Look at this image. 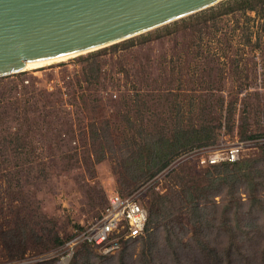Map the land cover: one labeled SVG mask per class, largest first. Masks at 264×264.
<instances>
[{
	"label": "rangeland",
	"instance_id": "rangeland-1",
	"mask_svg": "<svg viewBox=\"0 0 264 264\" xmlns=\"http://www.w3.org/2000/svg\"><path fill=\"white\" fill-rule=\"evenodd\" d=\"M251 16L254 21L247 22L230 15L217 34L213 28L193 33L179 21L131 38L132 47L110 45L0 78V197L7 173L13 183L20 181L23 196H35L64 240L14 259L0 246V264H74L84 246L70 252L67 245L81 228L100 220L112 195L140 194L144 202L153 193L169 196L173 189L180 191L177 175H201L209 167V156L232 145H242L241 160L258 157L264 139L241 140L237 134L243 121L250 133L264 132V18ZM243 32L255 33L251 46H246ZM94 61L98 66L92 69ZM222 96L235 102L233 132L223 129L215 144L179 156L137 189L120 185L123 164L141 140L142 129L199 126L205 121L218 125ZM92 124L99 130L97 138ZM41 168L47 178L36 176ZM178 233L197 247L198 240ZM156 235L130 242L112 255L91 248L92 263L112 259L118 264L124 250L128 264H146L143 259L147 264H176L164 236ZM180 257L184 262L199 256L184 249Z\"/></svg>",
	"mask_w": 264,
	"mask_h": 264
},
{
	"label": "trees",
	"instance_id": "trees-1",
	"mask_svg": "<svg viewBox=\"0 0 264 264\" xmlns=\"http://www.w3.org/2000/svg\"><path fill=\"white\" fill-rule=\"evenodd\" d=\"M232 14L236 16L234 18L243 17L247 22L254 21L251 14L262 20L264 0L222 1L180 22L189 25L193 33L202 34L204 28H213L217 34L220 23ZM172 24L177 26L179 21ZM232 31L235 37L237 31ZM242 36L247 40L246 46H251L255 33L243 32ZM126 42L111 48L132 47L135 43L134 39ZM106 50L92 53L89 58L98 57ZM97 66V61H94L91 68ZM219 105L223 118L218 125L205 121L199 126L177 124L173 129H168L167 125L151 131L142 129L141 140L136 142V148L123 164L125 179L120 185L137 189L167 169L179 156L215 144L223 129L233 132L235 102H227L222 96ZM237 129L241 140L264 139V132L250 133L248 123L244 121ZM91 133L95 138L100 136L95 124L91 125ZM206 164L208 169L199 176L193 173L177 175L175 186L180 191L173 189L169 196L153 193L148 202L143 201L148 211L145 232L136 239L122 241L120 250L130 242L150 240L157 233V237L164 236L176 264H264V148L253 159ZM45 171L44 168L38 169L36 176L44 178ZM2 178L5 186L0 197V246L10 258H22L31 251L42 252L62 245L64 240L59 238L54 224L44 216L35 196H23L20 181L13 183L9 174ZM107 205L108 202L105 208ZM84 230L86 228H81L76 235ZM181 230L186 236H192L189 240H198L197 247L180 239L178 231ZM82 246L83 252L79 253L74 264H93L95 254L92 249L96 248L89 244ZM184 249L192 250L199 257L182 262L180 256ZM127 257L123 250L118 264H128ZM143 262L147 264L145 259ZM102 263L112 264L114 261L104 259Z\"/></svg>",
	"mask_w": 264,
	"mask_h": 264
},
{
	"label": "water",
	"instance_id": "water-1",
	"mask_svg": "<svg viewBox=\"0 0 264 264\" xmlns=\"http://www.w3.org/2000/svg\"><path fill=\"white\" fill-rule=\"evenodd\" d=\"M223 0H0V78L137 37Z\"/></svg>",
	"mask_w": 264,
	"mask_h": 264
},
{
	"label": "built area",
	"instance_id": "built-area-1",
	"mask_svg": "<svg viewBox=\"0 0 264 264\" xmlns=\"http://www.w3.org/2000/svg\"><path fill=\"white\" fill-rule=\"evenodd\" d=\"M242 153V145L236 144L223 152L209 156L206 162L210 165L236 163L241 160ZM147 223L148 211L140 194L127 197L114 194L109 198L100 220L79 233L67 247L73 252L79 244H89L104 255H112L120 250L122 241L143 235Z\"/></svg>",
	"mask_w": 264,
	"mask_h": 264
},
{
	"label": "bare ground",
	"instance_id": "bare-ground-1",
	"mask_svg": "<svg viewBox=\"0 0 264 264\" xmlns=\"http://www.w3.org/2000/svg\"><path fill=\"white\" fill-rule=\"evenodd\" d=\"M92 51H94V49H93V50H90V51H87V52H84V53H81V54H78V55H82V54L89 53V52H92ZM78 55H75V56H72V57H76V56H78ZM72 57H69V58H72ZM69 58H66V59H69ZM66 59H63V60H66ZM59 61H62V60H59ZM49 64H50V63H49ZM45 65H47V64H45ZM45 65H42V66H45ZM42 66H38V67L30 68V69H25L24 71L37 69V68L42 67Z\"/></svg>",
	"mask_w": 264,
	"mask_h": 264
}]
</instances>
